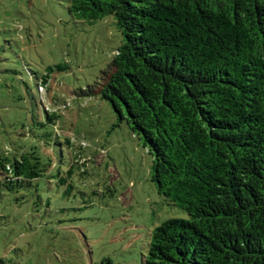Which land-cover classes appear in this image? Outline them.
<instances>
[{
    "label": "trees",
    "instance_id": "1",
    "mask_svg": "<svg viewBox=\"0 0 264 264\" xmlns=\"http://www.w3.org/2000/svg\"><path fill=\"white\" fill-rule=\"evenodd\" d=\"M66 1L74 20L113 18L122 42L96 93L188 215L151 232L141 264H264V0ZM49 167L5 149L0 189Z\"/></svg>",
    "mask_w": 264,
    "mask_h": 264
},
{
    "label": "rangeland",
    "instance_id": "2",
    "mask_svg": "<svg viewBox=\"0 0 264 264\" xmlns=\"http://www.w3.org/2000/svg\"><path fill=\"white\" fill-rule=\"evenodd\" d=\"M121 42L113 18L74 20L66 0H0V152L50 164L25 191L0 189V264H141L156 227L188 219L96 93Z\"/></svg>",
    "mask_w": 264,
    "mask_h": 264
}]
</instances>
